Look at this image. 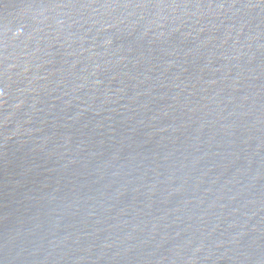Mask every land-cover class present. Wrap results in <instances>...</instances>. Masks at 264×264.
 <instances>
[{"label":"water","instance_id":"1","mask_svg":"<svg viewBox=\"0 0 264 264\" xmlns=\"http://www.w3.org/2000/svg\"><path fill=\"white\" fill-rule=\"evenodd\" d=\"M0 264H264V0H0Z\"/></svg>","mask_w":264,"mask_h":264}]
</instances>
